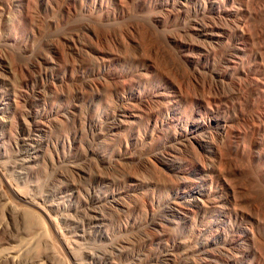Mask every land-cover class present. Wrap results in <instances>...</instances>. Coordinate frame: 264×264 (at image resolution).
<instances>
[{"label":"rangeland","instance_id":"374dc122","mask_svg":"<svg viewBox=\"0 0 264 264\" xmlns=\"http://www.w3.org/2000/svg\"><path fill=\"white\" fill-rule=\"evenodd\" d=\"M56 1L59 2L57 3ZM103 1L110 5V8H116L117 0ZM131 1L124 3V5L127 4L124 7L130 13L124 12L121 15L122 17H119L120 19L117 18L114 21L98 19L95 21L96 19H89L81 9V5L83 3L88 4L90 0H80V5H78L79 3L76 4L77 0H75L74 6L73 3L71 5L65 0H0V94L4 92L12 94L18 102L17 110L19 109V117H12L14 120L8 121L10 124L5 125L7 127L0 126V250L5 247L7 249H4L5 251H8L7 247H11V250L16 248V253L20 257L13 264H253L255 260L257 262L259 260L258 264H260L261 259H264V250L262 251L264 246L254 243V247L252 244L244 242L242 238L235 239L233 237L231 239L228 236L230 233L223 229L224 226L219 231H215L216 235L220 236H218L220 239L213 231L208 237L211 243L205 246L207 250L212 251L211 253L214 257L209 256L203 250L201 251L200 245L197 247V244L194 245L189 241L188 233L190 227L195 223H201L202 225L204 221L205 225H203L208 226L207 224L210 223L209 225H211L214 220L224 222V220L229 221L234 217L231 212L227 211L230 215L226 213V210L229 209L226 207V202L220 201L219 203L222 202V205H218L217 201L209 198L205 199L206 202L204 201L203 209H196L192 214L182 215V213H175L170 210L175 201L179 205H182L181 203L184 204L181 201L182 197H178L181 192H186L195 187H206L208 179L205 177L212 175V172L209 170L195 171L189 163L191 160V157L190 160L188 159L191 155L189 149V151L181 149L182 151H176L175 153L172 151L169 155L170 158L173 156V159L174 156L175 158L178 157V159L174 160H176V163L183 165L185 169L183 177H176L172 172L164 170L158 162L155 164L156 162L153 161L151 154L155 152V149H158V146H161L162 137H155L154 135L148 138L145 137L149 125L146 123V114L143 110L140 111L142 109L140 105L138 106V111L134 112V118L133 115L128 116L125 121L120 123V126L124 124L123 127L121 126L122 128L119 126L108 132L106 129L111 123V118L107 115V112L111 107V104H109L110 97L111 100L115 101L112 97L113 91L108 89L109 86L106 85L98 86L96 90L88 89L85 86L82 87L81 83L76 84L77 80H73L74 74L72 73L78 67V73L81 70L85 72L84 76L87 79L93 78L97 71L98 59L90 49L97 47L105 52L112 50L117 54L115 64L117 66L120 65V68L129 72L126 82L119 89V93L121 92L120 94L124 95L126 98L124 100L127 103L135 104L133 102L135 100H132L129 95L131 91L155 90L156 86L161 84L159 69L164 67L168 70L167 67H169L170 70V66H168L170 64L168 63L169 61L171 63L172 52H174L171 45L167 47L169 44L166 45L163 42V34L165 33L162 30L165 29L166 31L168 29L166 31L168 35L175 34L174 28H177L183 22L186 23L192 16V12L188 11V14L186 11L180 14L181 18L179 15V19H176L177 17L174 16L172 11L165 23H168L167 25L164 24L162 29L159 26L156 28L151 27L152 31L147 29L148 33H146L144 32L146 30H142V27L149 24L147 16L157 9L155 7L157 2H152L153 0ZM137 1H139L138 4ZM125 14L127 15L125 16ZM185 16H187V20ZM173 18L174 21L172 22ZM182 18H184L183 21ZM174 22L178 24V26L175 24L177 27ZM82 24H84L85 28ZM166 26L168 27L164 28ZM75 28H77L78 32ZM72 31L77 32L78 46L83 47L78 53L70 50L64 43L65 37L72 34ZM107 34L111 35L108 36ZM155 34L157 35L154 36ZM114 35L116 38L119 37L117 38L118 40L121 39L119 40L121 41L119 42L120 44H117V40H114ZM99 36L101 38L104 36V39ZM188 37L190 38V36ZM111 38L113 42L109 43L112 40ZM161 42L169 50L170 60H168L167 64L162 59L161 49L163 44ZM144 46L145 48H143ZM146 55L148 56L146 57ZM160 59L162 60L160 61ZM55 75L58 77L54 78ZM59 77H62V80ZM32 87H34V90H32ZM71 102L77 103L75 111L77 115L75 118L69 115L66 116L64 113L66 109H69ZM154 106L151 107L152 111L154 108L153 112L157 113L158 105L155 104ZM41 108L48 110L50 117H48L47 121L39 122V124L41 123L40 125L35 124L38 126L34 127V121L29 114L32 110ZM70 111H72L71 108ZM86 116L100 121L101 128L99 133H96L98 130L88 127L89 123H86ZM141 116L145 118L143 119ZM74 128L77 133L72 137L71 131ZM124 146H126V149H124ZM148 146L153 152H150ZM27 149L30 152L37 150L36 155L33 153L32 156L35 155L33 158L32 156H27ZM176 153H179V155ZM183 162L187 164V167ZM157 174L159 175L157 176ZM192 174L194 177L190 178ZM197 174H199L198 177ZM202 175L205 176L202 177ZM188 176H190L189 179H186ZM203 178L207 182L203 180V185L205 186L201 182ZM190 183H193L192 186ZM12 187L20 189L19 192L21 191V194L24 192V194L21 197L18 196L17 193H14ZM92 191L98 197L95 202L89 198ZM12 201L14 202L12 203ZM37 201L46 210L48 209L50 212L48 214L52 218L54 217L55 224H57L55 227L62 232H60V235L54 231V226L49 225L48 220L46 221L47 218L44 213L35 206L36 204L34 203L38 204ZM18 205L21 206L19 207ZM235 207L237 210L239 209L237 205ZM12 209L14 210L13 212ZM30 212L33 213V216ZM190 215H193L191 216L192 218ZM184 217L186 218L184 219ZM189 217L193 220L191 221ZM214 217L216 218L214 219ZM233 220L234 218L231 219V221ZM206 222L208 223L206 224ZM29 230L31 233L28 232ZM46 232L49 233L46 234ZM226 233L228 234L226 235ZM215 238L216 240H214ZM63 239L70 241L67 244L71 243V246L69 245L71 247L70 250L72 249L74 253L67 250L64 246L66 240L64 241ZM221 239L223 243L220 242ZM223 240L231 241L225 243ZM175 241L179 242V248H173ZM229 242L232 243L230 244ZM243 242L246 244L243 245ZM216 244H220L223 247L220 245L216 246ZM255 244H258V247ZM252 247L254 248L252 249ZM212 248L213 250H211ZM177 249L180 251L177 252ZM190 249L191 252L189 251ZM216 249L220 255L216 252ZM254 250L260 255L256 256ZM192 252L194 253L193 255ZM47 253H50L51 256L45 257ZM166 253L171 255L170 259H163L158 256ZM253 254L255 257L252 256ZM217 255L219 256L217 257ZM260 256L261 259L259 258ZM208 257L212 258L209 259ZM215 258L218 260H215ZM66 259L68 263L65 261ZM2 264L11 263L3 262ZM261 264H264V260Z\"/></svg>","mask_w":264,"mask_h":264},{"label":"bare ground","instance_id":"6f19581e","mask_svg":"<svg viewBox=\"0 0 264 264\" xmlns=\"http://www.w3.org/2000/svg\"><path fill=\"white\" fill-rule=\"evenodd\" d=\"M74 1L75 0H65V2L71 3V5L73 3V6L75 5ZM126 1L129 2L131 0H117L116 8L113 9V8H110V5H108L107 3H104L103 0H90V2H88V4L87 3L82 4V2H81V4H82L81 9L83 10V13L91 20L96 19L95 21H97L98 19H102V20L104 19L103 21H106V20H113L114 21V19L122 17L121 15L127 11V9L124 7L127 5V4L124 5V3H127ZM139 1H137V4ZM79 2H80V0L79 1L77 0L76 4H78ZM152 2H157V3H155V5L157 4V6H159V7L155 6L157 9L152 11L151 14H149L147 16V19H148L147 22L149 24L145 25L144 27L141 26L142 30L143 29L146 30V31H144L146 33H148V30L152 31L151 27L156 28L157 26H159L162 29V26L167 22V19L170 17L172 11L174 12V16L177 17L176 19H179L178 16L180 14L185 13L186 11H187V13H188V11L192 12V16L188 19V21H186L187 16H185L186 23L183 22L181 25L178 26V24L174 22V25L177 24V26H178L177 27L175 25L177 27V28H174L176 31L175 34L168 35V32L166 33V31L168 29L166 31H165V29L162 30V31H164L163 33H165V34H163V42H165L166 45L169 44V45H167V47L171 45L172 46L171 48L174 52H172L173 58H171V63H170V61L168 63V60H170L169 59V50L165 47L164 43L161 42L163 44L162 49H161L162 59L165 61L164 63L170 64V65H168V66H170V70H169V67H167V66L166 67L168 68V70H166L164 67L162 69H159L158 73H160L159 76H161L160 78L162 81L159 80L161 84L157 85L155 90L143 89L142 91H136V90L131 91L129 93V95L131 96L132 100L133 99L135 100V101H133L135 104L127 103L124 100V99H126L124 97V95L120 94L121 92L119 93V89H121L123 87L124 83L126 82L129 72H127V70H125V69L120 68L119 64H118L119 66H117L115 64L117 54H115L112 50H109L107 48L106 49L109 50L108 52H105V51H103L97 47H93L90 49L96 55V57L98 59V60L96 59L98 61L97 71L95 72L92 79H87L84 76L85 72H83L81 70L79 71L80 73H78V69H79V67H78L72 73V74H74L73 80L74 79L77 80L76 84L81 83L82 87L85 86L88 89H93V90H96L98 88V86H103V85L111 87V88L108 87V89L113 91V96H112V94H111V96L114 98V100L116 102L111 100V97H110L109 104H111L110 105L111 107L109 108L107 115L111 118V123H109V125L106 129V131L108 130V132L113 128L119 127L120 123L125 121L128 116L133 115V118H134V112L138 111V106L140 105L142 107V109L140 111L143 110L144 113L146 114V117H147L146 123L149 125L148 126L149 129H148L145 137L148 138V137H151L153 135L155 137H157V136L162 137V140H163V141H161L162 143L160 141H158L161 143V146H158V149L157 150L155 149V152L151 151V148L149 147L150 145L148 146V148H150L149 149L150 152H153L151 154H152V157L154 159L153 161L156 162L155 164H157V162H158L164 170L172 172V174L176 175V177H183V172L185 170L183 168V165L176 163V160H174V159H178V157L175 158V156H174V159H173V156H172V158H170L169 155H170V152H172V151L175 153L176 151L180 152L181 149H185V150L189 149L191 152V155L190 154H189L190 156L188 155L189 160L191 157V160L189 163L192 165V167L195 169V171H197V172L201 171L202 172L203 170H205V171L209 170L212 172V173L210 172L212 175H208L205 177L208 179V180L206 179L208 181V185L206 187H203V188H200V187L196 188L195 187L196 189L192 188L186 192L185 191L181 192L178 197H180V198L182 197L181 201H183L184 204L183 203H181V204L183 206L179 205V203L177 201H175V203L172 205L170 210H173L175 213H180V214L182 213V215L192 214L194 212V210L202 208V206L205 204L204 203L205 199L209 198L210 200L213 199L214 201H217L218 203L220 201L226 202V204H227L226 207L229 208L228 210H226V213H227V211L229 213L231 212L234 215V217H232V218H234V220L231 221L232 218L229 221L224 220V222L214 220L213 223L211 221V223H212L211 225H209L210 223H208V222H210V221H208V222H206V224L208 223L207 224L208 226H204L205 225L204 221L202 222L204 225L203 224L201 225V223L196 224L194 221L195 224L192 227H190V230L188 233L189 241H191L194 245L197 244V247H198V245H200L201 251L203 250L209 256H213V254L211 253L212 251L210 252L209 250H207L205 248L206 245L211 243V242H209L208 237H210L209 235L212 234L213 231L215 233V231H217V230L219 231V229H222L221 227L224 226L223 229H226L228 231V233H230L228 235L229 238L230 237H231V239L233 237L235 239L242 238L244 240V242L250 243V244H252V246H254L253 245L254 243H259V244L264 246V0H153ZM135 3H136V1H135ZM78 5H80V3ZM113 6H114V4H113ZM73 9H74V7H73ZM81 9H80V11H81ZM127 12L130 13L129 10ZM38 14H40V13H38ZM68 14H70V13H68ZM126 15L127 14H125V16ZM88 18H87V20H88ZM174 18L171 20L172 22L174 21ZM180 18H181V15H180ZM183 19L184 18H182V21H183ZM175 21H177V20H175ZM179 22H181V21H179ZM167 24H165V25H167ZM82 25L84 27V24H82ZM82 25H80V26H82ZM88 25H87V27H88ZM126 25L128 26V24H126ZM135 25L138 26V24H136V23H135ZM131 26H133V25H131ZM171 26H173V25H171ZM167 27L168 26H166L164 28H167ZM75 29L78 32L77 28H75ZM92 29H94V28H92ZM108 29H110V28H108ZM76 31L75 32L72 31L71 32L72 34L67 35V37H65L64 43L66 44L67 47L70 48V50H74L73 52L77 51V53H78L80 49L81 50L83 49V47L78 46V43H79L77 40L78 36H76L78 34H76L77 33ZM155 31H157V30H155ZM95 32H94V35H95ZM130 32L132 33V31H130ZM102 33H103V31H102ZM97 34H96V36L99 35V34L98 35ZM92 35H93V33H92ZM110 35L111 34H109L108 36H110ZM156 35L157 34H155L154 36H156ZM188 36H190V38ZM75 37H77V38H75ZM105 37H106V32H105ZM102 38L104 39V36ZM112 38H113V36H112ZM117 38H119V37H117ZM117 38L114 35V40H117L118 43L117 42L116 43L120 44L119 42H121V41H119V40H121V39L118 40ZM164 39H165V41H164ZM103 41H105V40H103ZM111 41L113 42V39L110 40L109 43ZM106 45H107V43H106ZM114 45H116V44H114ZM81 46H82V44H81ZM108 47H109V45H108ZM143 48H145V46ZM115 50H117V49H115ZM11 53H13V52H11ZM147 56L148 55H146V57ZM162 59H160V61ZM72 66H73V64H72ZM21 72H22V69H21ZM70 75H71V73H70ZM49 76H51V75H49ZM56 76L57 75H55L54 78L58 77V76L57 77ZM60 78L62 80V77H59V79ZM126 85H127V83H126ZM79 88L81 89V87H79ZM32 90H34V87H32ZM80 92H81V90H80ZM105 99H107V98H105ZM127 101H128V99H127ZM76 104L72 103V104H70L69 109H66V110L64 109L65 110L64 113L66 114V116L69 115L70 117H74V118L76 117V115H77L75 113L76 108H77ZM153 104L158 105L157 113L153 112L154 108L152 111L151 107L154 106ZM17 106H18V102L12 94H10L9 92H4V93L0 94V126L1 127H4L9 122H11L10 120L13 119L12 117H15V118L17 116L19 117V109L17 110ZM70 108L72 111H70ZM155 110H156V108H155ZM55 111H56V109H55ZM55 111H54V113H55ZM58 114H59V111H58ZM29 115L32 117V120L34 121V127L36 126L35 124H39V122H42L44 120L47 121L48 117H50L49 111L48 110L46 111L44 108H41L39 110H32ZM136 115H138V114H136ZM142 118L144 119L145 117H142ZM83 120H84V118H83ZM85 120H86V123H89L88 127H92L94 129L98 130L96 133L100 132V128H101L100 127V125H101L100 121L93 120L92 118H90L88 116H86ZM101 123H102V121H101ZM104 123H106V122H104ZM43 126H44V123H43ZM121 126L123 127L124 124L123 125L121 124ZM5 127H7V126H5ZM91 130H93V129H91ZM101 131H102V129H101ZM75 133H77V132H76V129L74 128L71 131L72 137L75 136ZM106 133H105V135L107 136ZM144 134H145V131H144ZM102 137H104V136H102ZM146 141H147V139H146ZM150 144H152V143H150ZM126 145H127V143H126ZM124 147H125L124 149H126V146H124ZM17 149H18V147H17ZM36 152H37V150L30 152L27 149L26 155L32 156L33 153H35V155H36ZM147 152H149V151L147 150ZM124 154H125V152H124ZM184 154L186 155V153H184ZM177 155H179V153ZM180 155H181V153H180ZM34 156H32V158ZM179 159H180V157H179ZM147 160H148V158H147ZM149 161L151 162V160H149ZM150 162H148V163H150ZM186 165L187 164H185V166ZM192 167H191V169H192ZM158 175L159 174H157V176ZM198 175L199 174H197V177H198ZM204 176L202 175V177H204ZM185 177H186V175H185ZM189 177L190 176H188V178H186V179H189ZM193 177L194 176L192 174V177H190V178H193ZM197 179L199 180V178H197ZM170 180H171V178H170ZM180 180H181V178H180ZM203 180H204V178L201 181L202 185H203ZM204 182H206V181L204 180ZM0 184H1V182H0ZM192 184H191V186H192ZM11 185H12V183H11ZM198 185L200 186L199 183H198ZM2 186H3V184H2ZM191 186H189V187H191ZM203 186H205V185H203ZM2 190H4V189H2ZM12 190L14 191V193H17V195L20 197H21V195L24 194V192H23V194H21L20 193L21 191L19 192L20 189L18 190L15 187L14 188L12 187ZM4 193H5V191H4ZM177 193H178V191H177ZM89 198H90V200H92L94 202H95V200L96 201L98 200L97 194H94L93 191L89 195ZM13 202L14 201H12V203ZM217 202H215V203H217ZM221 203H219L218 205H220ZM34 204H36L35 206L44 213V215L47 218L46 221L48 220L49 225L54 226L53 227L54 231L60 235L61 231H59L57 229V227H55L57 224H55V221H54L55 219H53L54 217L52 218L51 215H49L50 212L48 211V209L46 210L45 207H43V206H41V204H39V202H38V204L36 202ZM212 204H214V203H212ZM210 205H211V203H210ZM228 205H230V207H228ZM235 205H237V207H239L238 210L236 209ZM5 207H2V208H5ZM208 207H210V206H208ZM211 207L213 208V206H211ZM219 210L222 211L221 209H219ZM2 211H3V209H2ZM13 211L14 210L12 209V212ZM17 211H18V209H17ZM199 211H201V210H199ZM18 212H20V210ZM48 212H49V214H48ZM39 213L43 214L41 212H39ZM203 213H204V210H203ZM229 213H227V214H229ZM32 214L33 213H31V215ZM197 214H198V212H197ZM219 214H220V212H219ZM193 215H190V217ZM226 215H223V216H226ZM41 216H43V215H41ZM1 217H3V216H1ZM236 217H238V218L235 219ZM185 218L186 217H184V219ZM215 218L216 217H214V219ZM200 219H199V221H200ZM16 220H17V218H16ZM192 220L193 219H191V221ZM199 221H198V223H199ZM44 222H45V220H44ZM46 223H44V224L46 225ZM188 225H192V224H188ZM18 231H19V229H18ZM28 232H30V230ZM146 232H148V231H146ZM42 233H45V232H42ZM47 233H49V232H46V234ZM228 233H226V235ZM215 235H216V233H215ZM223 235L225 236V234H223ZM224 236H222V237L224 239H226ZM43 237H45V236H43ZM219 237H218V239H220ZM64 238H65V236H64ZM51 240H52V238H51ZM214 240H216V238ZM18 241H19V239H18ZM68 241L66 240L64 242V246L67 248V250L73 252L72 249L70 250L71 243H69L70 246L67 244ZM223 241H225V243L226 242L228 243V241H231V240H228V241L223 240ZM220 242L223 243L222 239ZM244 242H243V245L246 244ZM52 243L55 244L53 241H52ZM0 244H1V242H0ZM217 245L218 244H216V246ZM255 245H257V247H258V244H255ZM61 246H60V248H62ZM173 246H172L173 248H179L178 247L179 242L175 241L173 243ZM220 246H222V245H220ZM1 247H2V245H1ZM192 247H193V245H192ZM241 247H243V246H241ZM254 247H252V249ZM7 248H8V251L4 250V249H6V247L3 248V250H0V264H2L3 262L4 263L8 262V263L13 264V263L17 262V260L20 257L19 254L16 253V248H14L15 250H11V247L10 248L7 247ZM53 248H55V247H53ZM209 248H210V246H209ZM216 248H218V247H216ZM227 248H228V246H227ZM243 248H245V247H243ZM26 249H28V248H26ZM248 249H251V248H248ZM18 250H17V252H18ZM211 250H213V248ZM263 250L264 249H262V251ZM179 251L177 249V252H179ZM189 251L191 252V249ZM214 251H215V249H214ZM220 251H222V250L220 249ZM238 251H240V250H238ZM72 252H70V253H72ZM193 252H192V255L194 254ZM196 252H198V251H196ZM216 252H217V249H216ZM246 252L248 253L247 250H246ZM254 252H255L256 256L260 255L259 251H258L259 254L256 253V250H254ZM196 254H198V253H196ZM221 254H222V252H221ZM219 255H217V257ZM50 256H51L50 253L49 254L47 253V255H45V257H50ZM72 256H74V255H72ZM158 256L162 257L163 259H170L169 257L171 255L166 253V254L158 255ZM252 256H254V254ZM220 257H219V259H220ZM75 258H76V256H75ZM210 258H212V257H210ZM259 258L261 259V256ZM68 259H69V257H68ZM216 259L217 258H215V260ZM261 260L263 261L264 259L262 258ZM65 261L67 262V259ZM254 262H253V264H258L259 260H258V262L256 260ZM261 262H260V264H261ZM30 263H31V261H30ZM81 263H82V261H81ZM235 264H237V263H235Z\"/></svg>","mask_w":264,"mask_h":264}]
</instances>
